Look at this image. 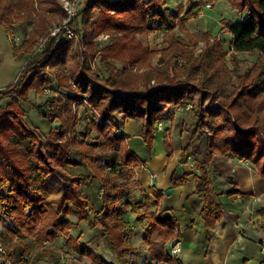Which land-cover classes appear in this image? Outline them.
Wrapping results in <instances>:
<instances>
[{"label": "trees", "instance_id": "obj_1", "mask_svg": "<svg viewBox=\"0 0 264 264\" xmlns=\"http://www.w3.org/2000/svg\"><path fill=\"white\" fill-rule=\"evenodd\" d=\"M219 1L197 0L184 17H179L165 9V0H92L79 14L77 40L69 38L63 28L57 35L47 34L45 47L38 53L34 35L22 44H14L15 55L26 58V65L12 85L0 88V217L13 221L4 242L16 264L30 263L25 258V239L32 238L41 248L45 240L54 241L60 235L75 243V224L68 219L71 216L78 223L101 225L102 236L120 256L131 250L126 240L128 224L122 218L128 207L123 203L128 187L119 180L116 168L142 170L147 162L131 148L124 132L128 120L141 122L139 135L150 153L157 140V125L169 120L171 126L163 142L170 162L175 155L172 134L177 109L191 105L197 120L195 135L202 131L208 135L206 152L194 161V177L197 193L204 195L199 216L209 242L211 231L224 218L223 203L213 194L209 176L215 157L230 154L248 160L264 177V0H229L234 10L246 14L243 20L228 23L225 28L231 36V50L235 54L259 52L260 60L253 72L240 76V84L232 92H228L231 70L224 41L209 33L197 36L186 29V23L197 18L194 9ZM39 5L51 12L63 9L59 0H0V24L12 36L13 27L32 18ZM163 11L171 13L173 24L178 22L189 41L176 38L174 30H169V47L161 52L160 65L154 67L158 52L141 37L151 32L154 22L165 24ZM102 34L111 35L112 42L99 49L95 41ZM202 40L205 48L196 56L189 47L195 49ZM178 55H185L186 63L172 69ZM115 62H121L123 68ZM52 77L58 88L67 92H54L43 106L37 107L31 93H53ZM81 105L86 112L98 116L91 121L86 137L78 131ZM36 108L41 116L45 108L46 118L56 123L47 135L26 121L28 110ZM93 131L96 142L92 144L87 138ZM192 144L193 140L182 148V160L188 157ZM80 167L88 173L75 174L67 169ZM57 174L67 185L59 192L57 202H51L46 187L50 177ZM94 181L104 191L100 211L83 193V184ZM176 182L175 173L172 183ZM154 190L158 197L164 195L155 187ZM239 193L235 187L229 195ZM146 216V244L152 260L156 264H181L169 248L172 240L182 237L174 211L163 209L159 200L157 209H147ZM44 251L45 255L51 254L49 248L44 247ZM81 253L94 264H108L87 246L81 248Z\"/></svg>", "mask_w": 264, "mask_h": 264}, {"label": "rangeland", "instance_id": "obj_2", "mask_svg": "<svg viewBox=\"0 0 264 264\" xmlns=\"http://www.w3.org/2000/svg\"><path fill=\"white\" fill-rule=\"evenodd\" d=\"M59 1L62 4V0ZM91 1L92 0H86L85 4L81 6V11ZM165 2V9L171 12L172 15L175 14L179 15V17H184L187 11L189 12L190 9L197 3V0H165ZM208 5H211V7ZM194 13L197 14V18H193L186 23V29L190 33L197 36L209 33L213 38L220 37L224 41V48L229 53L227 65L231 70V88H229L228 92H232L233 87L240 84V76L249 71L253 72L257 68L260 61L259 52L235 54L230 47L231 36L225 28L228 23L243 20L246 17V14H239L236 10H234L229 0H221L214 4L204 3L201 7L194 9ZM65 14L64 9L60 12H51L46 6L39 5L36 14L32 18L27 19L13 27L12 36L9 35L6 28L0 24V88L3 89L12 85L23 72L26 65V58L15 55L14 44H22L24 40L29 39L32 35L36 36L38 43H41L46 39L47 34L55 31V29L60 26H63L66 21ZM79 14L74 20L73 28L75 29H77L76 23L81 19ZM170 14L167 11H163L162 15L166 20L165 24L163 25L162 21L154 22L151 25V32L148 33L147 36L144 35L141 37L147 45L158 52L152 63L154 67H158L160 65L161 52L169 47V41L167 39L169 30H174L176 38L189 41L188 36L179 29L177 24L178 22L173 24ZM95 42H97V47L99 49H103L112 42V36L109 34H102ZM38 43H36V46ZM205 45L206 43L202 40V42H200L195 49L193 47H189V49L193 50L196 56H199L205 48ZM99 59L100 57L98 55V62ZM185 63L186 56L178 55V57L176 56L172 61V69H178ZM114 64L118 68H123V64L121 62H115ZM132 70L136 71V68L132 67ZM143 71L144 69L140 72ZM101 72L105 75L103 70H101ZM52 80L53 84H51V86L53 93L48 91L46 96H42L37 95L35 91H32L31 98L37 107L43 106L47 99L54 95V92H58V94L67 92L58 88L54 77H52ZM154 84L155 81L151 83V85ZM7 102L8 101L4 102V105H6ZM79 110L82 118L79 120L78 131L81 136L86 137L91 121L94 117L97 118L98 116L91 113V111L86 112L82 105ZM26 121L30 126L37 128L45 135L50 132L52 127L56 126V123L52 124L46 116H41L38 108L28 110ZM140 125L141 122L139 123V128ZM196 125L197 120L191 110V105L177 109L172 134V143L175 148V153L177 151L181 152L182 148H184L189 141L193 140V144L188 149V157L185 160H182L181 158V163L178 167L177 182L172 184L173 187H177L181 183H187L188 176H196L197 172L193 170L194 168L191 166V163L200 159L206 152L207 132L202 131L195 135ZM170 126L171 122L169 120L161 121L157 125V143H155L154 149L158 150L163 147L166 150L163 138ZM95 138L96 133L93 131L87 140L89 143L93 144L96 142ZM246 161L248 160H243V163L246 164ZM250 164L252 165L251 162ZM105 166L110 167L112 165L106 163ZM67 169L75 174L81 172L88 173V170L85 167ZM116 173L119 180L128 187V195L123 198V203L128 204V207L122 215V218L125 223L128 224L126 240L127 245L131 248V250L127 252L124 257L120 256L113 250L109 240L102 236L101 225L95 227L92 222L78 223L77 218L75 216H71V218L69 217L68 219L75 224V227L72 230L75 243H69L62 235L57 237L54 241L47 239L43 242V245L45 248H49L51 254L45 255L46 253H44V247H39V245H37L32 238L25 239L24 243L28 246L25 258L29 260L30 264H94L81 253V248L83 246H87L92 249V251L96 252L104 260H106L108 264H156L155 261L152 260L146 244V240L149 238V220L147 219L146 211L147 209L156 210L158 201L160 200L157 194L153 191V188H156V185L155 183L152 185L151 193L146 191L143 187V182L140 179L141 170H126L117 167ZM192 179L193 178H191V180ZM66 185V181L59 174L50 177L46 187L48 200L51 202H57L59 192ZM83 193L92 200L99 211L102 210L104 206V191L102 186L97 181L83 184ZM189 202L198 210V206H201L204 203V197L198 196L196 199L191 197ZM195 203L197 205H195ZM257 218L258 223H261L262 221L264 222L261 215H258ZM7 241L10 242V238H8ZM169 248L171 252L170 245ZM16 254L19 256L20 252L18 251ZM176 260L182 262V258H178Z\"/></svg>", "mask_w": 264, "mask_h": 264}, {"label": "crops", "instance_id": "obj_3", "mask_svg": "<svg viewBox=\"0 0 264 264\" xmlns=\"http://www.w3.org/2000/svg\"><path fill=\"white\" fill-rule=\"evenodd\" d=\"M139 123L128 120L124 132L130 138L132 150L147 162L140 178L144 189L151 193L155 183L156 190L164 193L159 196L163 209L176 214L183 245L181 264H261L264 261V222L258 223L257 216L263 218L264 177L256 167L244 164L242 159L230 154L215 157L209 176L213 181V194L223 203L224 218L211 231L212 240L209 242L207 229L199 216L203 204L197 210L189 202L191 197H204L196 191L195 175L188 176L187 183L172 186L182 151H177L170 162L163 147L150 153L139 135ZM193 170L197 172L196 168ZM235 187L240 193L229 195ZM171 188L175 192L167 196L166 192Z\"/></svg>", "mask_w": 264, "mask_h": 264}, {"label": "built area", "instance_id": "obj_4", "mask_svg": "<svg viewBox=\"0 0 264 264\" xmlns=\"http://www.w3.org/2000/svg\"><path fill=\"white\" fill-rule=\"evenodd\" d=\"M86 0H62L63 9L66 15V21L63 26L55 29L52 32V35H57L61 29H67V35L71 39H77L78 35L75 31V28L70 27V23L76 18V16L81 11V6L85 4ZM209 6V5H208ZM211 7V5L209 6ZM46 40L38 43L36 46V52L43 51L45 47ZM246 164L249 165L250 161H246ZM191 166L195 169L196 164L191 163ZM13 226V221L7 216L0 217V264H16L15 260L9 255L8 248L4 242L5 234L9 227ZM18 239V237H16ZM171 254L175 259H180L183 252L182 241L179 239L172 240L170 242ZM30 264V263H23Z\"/></svg>", "mask_w": 264, "mask_h": 264}, {"label": "water", "instance_id": "obj_5", "mask_svg": "<svg viewBox=\"0 0 264 264\" xmlns=\"http://www.w3.org/2000/svg\"><path fill=\"white\" fill-rule=\"evenodd\" d=\"M41 112H42L43 116H46L47 111H46L45 108H42V109H41ZM174 192H175V189H174V188H171V189H169V190L166 192V194H167V196H171V195L174 194ZM167 215H168V216H171V212H167Z\"/></svg>", "mask_w": 264, "mask_h": 264}, {"label": "bare ground", "instance_id": "obj_6", "mask_svg": "<svg viewBox=\"0 0 264 264\" xmlns=\"http://www.w3.org/2000/svg\"><path fill=\"white\" fill-rule=\"evenodd\" d=\"M173 1V0H172Z\"/></svg>", "mask_w": 264, "mask_h": 264}]
</instances>
